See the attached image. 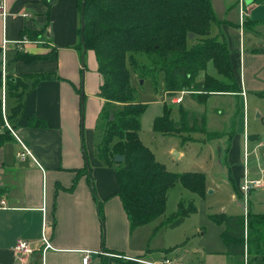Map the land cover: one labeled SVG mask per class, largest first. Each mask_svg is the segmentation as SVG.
<instances>
[{
	"label": "crops",
	"instance_id": "obj_1",
	"mask_svg": "<svg viewBox=\"0 0 264 264\" xmlns=\"http://www.w3.org/2000/svg\"><path fill=\"white\" fill-rule=\"evenodd\" d=\"M3 1L4 17L0 11V82L6 74L20 80L38 74H52L53 77L29 87L24 93L19 112L16 117L10 118V127L16 137L11 134L13 139L0 149V201H4L6 207L0 210V264H20L14 251L18 240L29 242L33 249V255L26 264H82L85 252H91L88 264H102L103 261L108 264H142L126 260L125 257L148 263H158L168 258L175 264H236L234 257L226 255V250L218 254L203 252L193 250L185 242L184 251L178 248L162 254L159 251L172 248L149 249L143 237L135 236L139 228L130 230L117 196L113 167H118H106L95 156L94 135L100 126L104 108L99 89L104 78L97 71L94 53L87 51L90 52L89 71L83 84L85 92L82 89L86 53L81 66L82 55L76 49L81 24L78 0H46L51 1L48 16L45 0ZM232 1L221 3V0H210L215 17L218 12L222 15L220 19L216 17L217 23L211 24L210 28L214 27L210 29V34L225 37L229 52L238 46L239 55L230 52V60L241 90L238 94L214 96L242 98L243 143L246 149L250 144V135L245 130V97L250 95L249 89L253 94L264 89V74L263 81L257 76L241 75L242 32L239 24L233 23L236 22L237 5H240L238 13L246 12V19L252 21L249 8L257 0H242V6L241 0ZM233 28L238 29L239 35L232 32ZM25 29L40 32L44 43L16 47ZM230 34L238 36L235 49ZM262 42L263 48L258 52H264V39ZM16 51L42 56V59L29 64L13 62ZM0 100L4 115L6 109H9L10 115L16 101L8 98L6 102V95L2 101L1 83ZM32 117L41 120L43 126H30ZM17 139L27 146L31 157H17L20 151ZM251 139L259 147V141ZM86 169L88 174L83 173ZM244 176L249 178L246 170ZM256 190L252 191L251 196L255 192L260 193ZM99 203L103 225L97 212ZM245 209L243 205V213L238 216L244 215ZM250 213L264 215L255 210ZM42 231L50 241V248L45 251L40 241ZM214 257H218V263L207 262Z\"/></svg>",
	"mask_w": 264,
	"mask_h": 264
},
{
	"label": "trees",
	"instance_id": "obj_2",
	"mask_svg": "<svg viewBox=\"0 0 264 264\" xmlns=\"http://www.w3.org/2000/svg\"><path fill=\"white\" fill-rule=\"evenodd\" d=\"M45 3L48 16L51 1L45 0ZM78 8L80 18L83 14V30L80 24L76 49L80 55L84 48L86 52L94 53L97 71L104 78L99 89V97L104 100L100 121L104 124L95 154L106 167L113 166L115 156L123 157L124 166L115 170L117 196L130 230L134 231L163 216L167 191L176 183L202 195L206 178L197 172H168L142 145L139 118L145 108L134 101L128 62L141 76L153 71L164 76V109L152 126L154 132L164 135L195 132L209 136L204 116L184 109L182 104L178 106V118L172 116L176 107L173 105H177L172 101L181 93L204 104L211 96L238 94L241 88L233 73L225 38L210 36L211 24L217 23L210 0H78ZM190 35L197 37L194 43ZM40 36V32L25 29L21 39L36 41ZM135 54H143L147 65L139 66ZM41 57L16 51L12 61L29 64ZM210 70L216 74H209ZM52 77V74H38L20 80L6 76L5 95L16 101L6 117L10 124V118L16 117L28 88ZM29 125L37 127L43 123L32 117ZM12 139L9 130L3 126L0 100V149ZM83 173L88 174L87 169ZM89 180L91 182L90 175ZM229 181L233 183L231 177ZM179 207L175 219L159 227L176 228L194 212V207L192 210L182 208L181 204ZM97 212L103 225L100 203ZM216 222L224 225L226 255L234 257L236 264H264V215L249 212L241 216L223 214Z\"/></svg>",
	"mask_w": 264,
	"mask_h": 264
},
{
	"label": "rangeland",
	"instance_id": "obj_3",
	"mask_svg": "<svg viewBox=\"0 0 264 264\" xmlns=\"http://www.w3.org/2000/svg\"><path fill=\"white\" fill-rule=\"evenodd\" d=\"M235 1L233 0L232 2ZM222 2L225 3V0H221ZM239 6L237 5L235 9L236 22H233L235 24H239ZM249 9V16L252 21L246 19L245 12L243 17V27L245 29L241 33V75L245 74L246 77L257 76L259 80L263 81L264 52H258L257 50L263 48L264 0H257ZM218 13L216 17L220 19L222 15L221 12ZM246 27L249 29H246ZM232 32L239 35L238 29L235 30L233 28ZM230 35L232 47L235 49L238 43V36ZM210 36L215 35L211 33ZM40 37L35 41L38 46L44 43ZM196 40L197 37L191 38L193 43ZM227 47L229 49L228 44ZM230 52L232 55L238 56V46L235 50L232 48ZM89 55L90 52H86L84 57L83 90L85 74L89 71ZM135 58L139 66L147 65V59L143 54H135ZM127 65L130 86L134 92V101L142 104L145 108L139 118V139L142 145L149 149L155 161L164 166L168 172L175 174L197 172L202 173L206 178V188L202 195L190 192L180 183H176L171 187L167 191L163 216L150 225L139 228L135 236L143 237L149 249L152 247L172 248L167 249V251H159L162 254H168L169 251L177 250L178 248L183 250L186 244L193 250L210 251L215 254L223 253L225 250L223 241L224 225L217 223L216 220L220 219L223 214L238 216L243 213V205L249 213L251 210H255L256 213H264V89L254 93L255 95L249 89L250 95L245 97V130L250 135L248 137L250 144L246 146V149L243 143V101L242 98L238 99L235 96H213L208 98L204 104H199L193 101L190 96L184 95L181 96L180 103L173 102L177 104L173 105L176 107L172 111V116L175 119L178 118V106H181V104L184 109L197 115L205 116L206 132L209 134L207 137L206 134L195 132L174 135L157 134L153 131L152 126L154 120L162 115L164 109V76L162 73L154 71L149 72V75H147V72L146 76H141L129 62ZM208 72L211 75L216 74L213 70ZM6 76L7 74L5 78ZM261 81L260 84L262 83ZM1 92H3V82L1 83ZM258 93L262 95L258 97ZM7 99L6 96V102H8ZM8 110L6 109L5 115L8 114ZM5 115L2 109L3 126H5V122L10 126ZM103 124L104 121H101L99 128L95 132V146L100 141ZM251 138L259 141V147H256L255 143L251 142ZM113 166L121 168L124 163L114 162ZM113 169L116 170L117 168L113 167ZM245 170L249 173L248 179L256 182V178H258L259 184L255 187H250L246 203H244L239 190ZM230 177L233 183L229 181ZM235 188L237 189L236 191L234 190ZM255 189L260 193L257 194L255 192L251 196L252 191ZM179 204L184 209L190 208L192 210V207H194V212L189 213L183 223L176 228L159 227L160 224L162 225L169 220L175 219L180 208ZM217 258L214 257L213 260L211 258L207 262L218 263Z\"/></svg>",
	"mask_w": 264,
	"mask_h": 264
},
{
	"label": "built area",
	"instance_id": "obj_4",
	"mask_svg": "<svg viewBox=\"0 0 264 264\" xmlns=\"http://www.w3.org/2000/svg\"><path fill=\"white\" fill-rule=\"evenodd\" d=\"M0 11H1V16L4 17L5 16V8H4V1L0 0ZM243 17H244V12H240L239 13V28H240V32H242L243 29ZM35 41H30L27 38H23L21 40H19L18 42H16V47L20 48L21 45H25V44H35ZM4 44H6V41H4ZM4 47V46H3ZM4 57V56H3ZM3 78V92H2V101H4L5 98V76L2 77ZM184 93H181L180 97L173 100L172 102H181V96ZM242 96L244 97L245 94L242 93ZM3 112H4V108H3ZM5 127L7 128V130L10 131V133L15 136L14 132L12 131L11 127L7 124V122H5ZM16 137V136H15ZM19 147H20V151L17 153V157L19 159H24L26 157H31L30 152L27 148V146L20 141L19 139H17ZM258 185V182H253L249 179H247L246 176L243 177V182L242 184L239 186V190H240V194L244 199V203H246L247 201V195H248V191L250 189L251 186L255 187ZM6 209L5 207V202L4 201H0V210H4ZM247 211L245 209L244 215H246ZM45 225H43L42 230L44 231ZM42 231L41 234V239L40 241L43 244V251H45L46 249L50 248V241L49 239L45 236L44 232ZM14 251L17 255V261L20 264H26V262L28 261V258L33 255V249L30 245L29 242L24 241V240H18L16 242V245L14 247ZM90 255L91 252H85L83 258H82V264H88L90 262ZM106 255V254H104ZM117 258H120V256L114 255ZM124 259L129 260V261H135L137 263H142V264H175L172 260L165 258L164 260H162L161 262L158 263H148L145 261H142L140 259L137 258H129V257H125Z\"/></svg>",
	"mask_w": 264,
	"mask_h": 264
},
{
	"label": "water",
	"instance_id": "obj_5",
	"mask_svg": "<svg viewBox=\"0 0 264 264\" xmlns=\"http://www.w3.org/2000/svg\"><path fill=\"white\" fill-rule=\"evenodd\" d=\"M82 30H83V14H81V31ZM189 37L192 38V35H190ZM81 40H82V38H81ZM85 52H86V50L84 48L83 49V52H82V56H81V58H82V64H81V66H83V57H84ZM109 119L112 120L113 119V116L110 115ZM176 156H178V155L176 154ZM113 161L116 162V163H121V162H123V157H121V156H115L113 158Z\"/></svg>",
	"mask_w": 264,
	"mask_h": 264
}]
</instances>
